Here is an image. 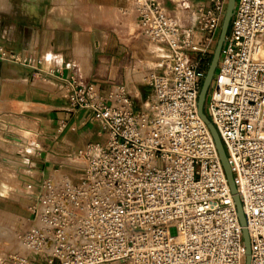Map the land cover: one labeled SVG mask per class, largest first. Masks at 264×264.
<instances>
[{"label": "built area", "instance_id": "obj_1", "mask_svg": "<svg viewBox=\"0 0 264 264\" xmlns=\"http://www.w3.org/2000/svg\"><path fill=\"white\" fill-rule=\"evenodd\" d=\"M227 1L183 3L193 19L183 24L161 0H133L140 33L162 52L140 106L125 84L104 96L94 83L48 73L66 81L71 106L88 111L107 140L73 153L74 173L35 188L30 249L13 263L245 264L236 204L198 114ZM0 60L34 63L2 45ZM205 108L232 167L251 264H264V0H237Z\"/></svg>", "mask_w": 264, "mask_h": 264}, {"label": "crops", "instance_id": "obj_2", "mask_svg": "<svg viewBox=\"0 0 264 264\" xmlns=\"http://www.w3.org/2000/svg\"><path fill=\"white\" fill-rule=\"evenodd\" d=\"M24 1L27 14L20 20L0 15V45L8 55L31 57L34 63L29 67L0 60V122L41 142L44 157L25 159L38 168L37 181L49 176L59 180L70 172L59 169L47 175L49 167L64 164L52 158H65L90 143H100L103 131L88 111L71 106L66 81L48 73L59 69L64 79L74 75L85 85L94 83L104 96L125 84L140 106L151 95L144 79L150 70H159L156 63L162 52L150 47L140 33L133 0H79L70 4L69 13L53 7L46 15L38 13L34 0ZM200 1L161 0L188 24L193 19L183 3L193 7ZM20 119L29 125L15 121ZM25 143L32 144L17 138L11 146L21 149ZM7 257L1 253L0 264H15L5 263Z\"/></svg>", "mask_w": 264, "mask_h": 264}, {"label": "rangeland", "instance_id": "obj_3", "mask_svg": "<svg viewBox=\"0 0 264 264\" xmlns=\"http://www.w3.org/2000/svg\"><path fill=\"white\" fill-rule=\"evenodd\" d=\"M34 2L38 5V13L46 15L51 14V11L54 10L53 7H56V11L58 12L69 13L70 4H78L79 0H34ZM10 3H12L11 11L9 13L0 11L1 16L6 18L13 17L15 20H20L22 17H25L27 11L25 9L24 0H11ZM183 24L188 23L183 21ZM206 36V34L203 35V37ZM15 121L23 126L29 125L26 121H22L21 119ZM8 126V123L0 122V164L6 166V168L8 167L7 169L13 173L10 174L8 180L0 178V254L5 253L8 256L4 260L5 263H12L15 256L18 254L24 255L28 250L24 242L22 244L20 241L27 236V232L32 226L34 216L28 207H31L34 202L33 199L35 196L33 195L37 194V192L34 191L35 188L44 179V177H42L40 181L36 180L39 173L38 168L26 164L25 159H33L34 157H37L35 155H41V157H44V154L42 152V144L40 141L35 140L29 133H19L17 130L11 131ZM6 137H9V139ZM17 138H21L24 142H32V144L29 145L25 143L26 147H22L21 149L15 144L11 146V143H14ZM106 140L107 136L103 132V135L98 141L103 144ZM52 159V161L60 163L64 162V164H55L53 167H49L47 175L49 172L59 169L74 173L76 166L79 164L72 158V155L65 156V158L61 159ZM24 180L32 182L35 188L29 189L26 187L23 183ZM3 185H7L9 193L2 190ZM23 194L27 196L28 200H25L24 196H22ZM21 203L24 204V206ZM18 246L21 253L18 251ZM33 255L34 254H30L29 258L31 259Z\"/></svg>", "mask_w": 264, "mask_h": 264}, {"label": "water", "instance_id": "obj_4", "mask_svg": "<svg viewBox=\"0 0 264 264\" xmlns=\"http://www.w3.org/2000/svg\"><path fill=\"white\" fill-rule=\"evenodd\" d=\"M236 3H237V0H228L227 1V6H226L223 22H222L220 34H219V37H218V40H217V43L215 46L214 53L212 55L211 62L208 66L207 73H206V76L204 78L201 91L199 93L198 114H199L200 118L205 122L207 127L209 128L211 135L214 139V142H215L218 154H219V158H220L222 166L224 168V171H225V174L227 177V181H228L231 193L233 195V199H234L235 204H236L238 218H239L240 223L243 227V239H244V244H245V249H246L245 264H251L252 253H251L250 235H249V230L247 228L246 217H245V214L243 211L241 199H240V196L238 193L237 186L235 184V179H234L232 167H231L226 149L224 147V144L221 140V137H220L216 127L214 126V124L212 123L210 118L208 117L207 112H206V108H205L209 89L212 85V82H213V79H214V76H215V73H216V70H217V67L219 64V60L221 57L222 48H223L224 42L226 40V37L229 33V30H230V24H231L232 18L234 16Z\"/></svg>", "mask_w": 264, "mask_h": 264}, {"label": "bare ground", "instance_id": "obj_5", "mask_svg": "<svg viewBox=\"0 0 264 264\" xmlns=\"http://www.w3.org/2000/svg\"><path fill=\"white\" fill-rule=\"evenodd\" d=\"M0 11L1 12H4V13H9L10 11H11V3H10V1L9 0H0ZM138 71V70H137ZM139 72V71H138ZM136 74H138V73H136ZM141 77V76H140ZM145 80H147V78L145 77V79H144V81ZM21 132H23V130H21ZM10 165V164H9ZM8 168V167H7ZM6 168V166H3L2 164H0V178L1 179H3V180H8V177L10 176V174H13L12 172H10V170L9 169H7ZM58 175V173H56L55 175H53L54 177H56ZM30 181H31V179H30ZM30 181H28V180H24L23 181V183L25 184V185H27L28 186V188L29 189H33V188H35V186L33 185V183L32 182H30ZM34 182V181H33ZM2 190H4V192H7V193H9V190H8V188H7V185H3V189ZM21 193H23L21 190H19ZM24 198H25V200H28L27 199V196H24ZM21 242H22V244H23V242H24V244L27 246V248H28V252H29V249H30V245H29V243L26 241V239L25 238H23L22 240H21ZM23 247V246H22ZM26 248V247H25ZM24 248V249H25ZM23 249V250H24ZM3 260V259H2Z\"/></svg>", "mask_w": 264, "mask_h": 264}]
</instances>
